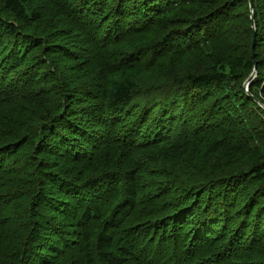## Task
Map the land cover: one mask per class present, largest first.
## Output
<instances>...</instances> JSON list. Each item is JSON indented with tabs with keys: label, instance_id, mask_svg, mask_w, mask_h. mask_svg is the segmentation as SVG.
<instances>
[{
	"label": "trees",
	"instance_id": "16d2710c",
	"mask_svg": "<svg viewBox=\"0 0 264 264\" xmlns=\"http://www.w3.org/2000/svg\"><path fill=\"white\" fill-rule=\"evenodd\" d=\"M41 1L0 0V264H264V0H46L10 82Z\"/></svg>",
	"mask_w": 264,
	"mask_h": 264
},
{
	"label": "rangeland",
	"instance_id": "374dc122",
	"mask_svg": "<svg viewBox=\"0 0 264 264\" xmlns=\"http://www.w3.org/2000/svg\"><path fill=\"white\" fill-rule=\"evenodd\" d=\"M39 7H40V9L42 11V19L37 23L36 30L34 32L33 31H29L28 32V37L24 39L25 42L28 44V48L26 50V54H28V55L25 57V56L22 55L23 53L20 54V56H18V57H19V62L21 63V65L18 64V66L17 65L15 66V64H14V65L10 66V72L7 74V77H8V79H10V82H14V81H17V80H22V81H26L27 82V79L28 80L30 79L31 83H37V81L34 80V77L36 76L37 78L38 77L41 78L42 74L46 73L45 69H43V70L41 69L42 71H40L41 64H39V63L41 62V60L38 61V62L36 61V59H38V57H39V54H40V56L41 55L43 56V53L41 54V52H36L37 50L31 51V50L37 48L36 46H39V40L35 39L36 40V42H35L33 39H31L30 36H33V35L39 36V35L42 34L43 30H45L47 28L51 29L52 27L56 26V22L59 21V19H60V18H58V16L62 13V9L60 7L58 8L56 3L50 2V1H46V0H42L40 2ZM250 12H251V10H250ZM3 16H4V18L7 19L5 14L2 15V17ZM45 35H46V33H45ZM29 51H30V55H29ZM256 77H257V73H256L254 78H256ZM141 83L144 84L145 80L144 79L141 80ZM143 103L144 104H141V105L145 106L148 102L145 101ZM152 103H154V100H153ZM160 107H161V102L157 106V109H159ZM198 114H199V112H198ZM196 128H197V124L196 125L193 124L192 126H190L189 130L190 131H193V130L195 131ZM200 131L204 132L203 129H200ZM221 142H219V143H221ZM33 145H34V143L30 147L26 148V153H25L24 156L33 154V152L35 153V146L37 145V143L35 144L34 147H33ZM65 168H66V171H67L66 174L69 177H72V176L76 175L77 172H78V168H74L72 166L64 167V168H62V171ZM71 168H73V169H71ZM164 177L167 180L171 179L170 177H167V173L164 175ZM199 177L201 179H203L204 181L207 178V176H203V175H201ZM25 180H26V175H24L23 179L21 180L22 189H20V190L22 192L19 195L20 197L17 196V197H19L18 198L19 202H15V204L18 205L19 208L21 207L20 205L24 206L26 204H29V200H30L31 189H27L28 186H27V182ZM178 184L183 186V182H178ZM2 215H3V213H2ZM4 220H6V219H4ZM6 251L7 250L5 248L0 247V257L4 256V253ZM5 257L6 256H4V258ZM77 261L74 262L73 264H76ZM62 262H66V260H63Z\"/></svg>",
	"mask_w": 264,
	"mask_h": 264
},
{
	"label": "water",
	"instance_id": "95a60500",
	"mask_svg": "<svg viewBox=\"0 0 264 264\" xmlns=\"http://www.w3.org/2000/svg\"><path fill=\"white\" fill-rule=\"evenodd\" d=\"M249 2H250V3H249V7H250V10H251V14H252V0H249ZM255 75H256V69L254 68L252 74H251L250 77L246 80V82H245V84H244V87H245L246 91H248V88H249L251 82L253 81ZM258 103H259V105L262 107V109L264 110V105L261 104L260 102H258Z\"/></svg>",
	"mask_w": 264,
	"mask_h": 264
},
{
	"label": "bare ground",
	"instance_id": "6f19581e",
	"mask_svg": "<svg viewBox=\"0 0 264 264\" xmlns=\"http://www.w3.org/2000/svg\"><path fill=\"white\" fill-rule=\"evenodd\" d=\"M252 11H253V7H252ZM251 16H252V14H251Z\"/></svg>",
	"mask_w": 264,
	"mask_h": 264
},
{
	"label": "built area",
	"instance_id": "2783aa9c",
	"mask_svg": "<svg viewBox=\"0 0 264 264\" xmlns=\"http://www.w3.org/2000/svg\"><path fill=\"white\" fill-rule=\"evenodd\" d=\"M264 100V99H263Z\"/></svg>",
	"mask_w": 264,
	"mask_h": 264
}]
</instances>
